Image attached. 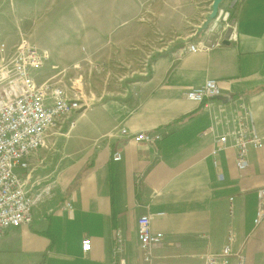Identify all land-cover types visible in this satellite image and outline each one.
<instances>
[{
  "label": "crops",
  "instance_id": "obj_1",
  "mask_svg": "<svg viewBox=\"0 0 264 264\" xmlns=\"http://www.w3.org/2000/svg\"><path fill=\"white\" fill-rule=\"evenodd\" d=\"M228 1L234 18L224 27L227 41L153 55L149 75L133 81L123 99L77 112L63 137L47 136V148L31 158L29 169L16 168L26 187L42 196L30 224L0 236V264H206L231 232L230 264H239V253L245 264H264V219L255 223L264 144L250 148L249 167L239 171L236 148L219 149L215 141L225 130L215 119L223 116L219 100L207 108L186 97L216 79L239 117L242 106L251 111L264 143V0ZM141 131L162 137L136 141ZM116 150L120 160L113 159ZM143 214L153 232L163 233L149 260L137 235ZM87 237L92 245L85 253Z\"/></svg>",
  "mask_w": 264,
  "mask_h": 264
},
{
  "label": "rangeland",
  "instance_id": "obj_2",
  "mask_svg": "<svg viewBox=\"0 0 264 264\" xmlns=\"http://www.w3.org/2000/svg\"><path fill=\"white\" fill-rule=\"evenodd\" d=\"M212 2L0 0V61L25 39L47 50L49 60L45 67H49L48 72L44 75L35 72V81L61 82L69 91L73 82L88 100L89 108L85 110L84 107L80 115L89 114L107 98L123 99L133 81L148 76L153 55L179 49L188 41L207 43L208 35L212 38L209 40L217 41L211 47L227 41L229 38L224 39L226 25L219 11L212 23L201 30L207 18L205 4L211 3V11ZM226 7L231 9L226 23L232 27L233 7L230 1L223 0L220 8ZM2 43L6 47L2 48ZM222 94L221 89V96L205 98L200 103L205 105L219 100L221 106L232 105V98L224 101ZM78 115L73 113L62 126L52 127L48 135L63 137ZM58 143L63 142L59 140ZM32 157L28 167L23 169H29ZM52 173L50 178H56L57 170Z\"/></svg>",
  "mask_w": 264,
  "mask_h": 264
},
{
  "label": "built area",
  "instance_id": "obj_3",
  "mask_svg": "<svg viewBox=\"0 0 264 264\" xmlns=\"http://www.w3.org/2000/svg\"><path fill=\"white\" fill-rule=\"evenodd\" d=\"M219 13L223 23L227 27L230 26L226 23L231 16L230 7L220 8ZM224 37L229 38V33L225 32ZM215 42L217 41H211L204 46H214ZM1 47H6L5 43H2ZM199 48V43L193 41H188L184 46L188 51H196ZM48 60L47 50H41L33 42L25 39L11 54L6 55V59L0 61V236L9 229L30 224L33 208L42 196L40 190L33 192L26 187L25 179L16 168L28 167L30 157L45 146L52 127L62 126L73 113L81 112L84 107L89 106L88 100L83 98L82 92L77 85H73V82L69 91L61 82L35 81V72L42 70ZM219 96L221 87L214 78L207 79L203 84L186 92V97L196 102ZM205 106L209 108L210 103H206ZM241 109L243 116L239 117L235 106L220 107L223 116L221 118L216 116L215 119L224 124L225 130L215 141L219 149L230 144L236 148V167L242 172L249 167L250 148H260L264 143L256 130L251 111L245 106ZM235 116L239 118L233 122L231 118ZM74 124L75 121L72 120L70 125ZM122 132L127 134L128 130L123 127ZM161 135L141 131L134 134V137L136 141L154 143L162 137ZM113 159H121L120 150L113 153ZM257 194L255 223L258 225L264 219V186L258 189ZM137 235L140 248L144 252L143 259L149 260L150 249L161 242L163 233L153 232L150 216L143 214L137 221ZM234 237L231 232L221 251L207 255L206 264H230ZM91 245V239L84 238L82 251L88 252ZM118 249H121V246H118ZM239 257V264H245L243 255L239 253Z\"/></svg>",
  "mask_w": 264,
  "mask_h": 264
},
{
  "label": "water",
  "instance_id": "obj_4",
  "mask_svg": "<svg viewBox=\"0 0 264 264\" xmlns=\"http://www.w3.org/2000/svg\"><path fill=\"white\" fill-rule=\"evenodd\" d=\"M223 0H213L212 2V9L209 12L206 20L204 21V25L201 27V30H204L212 23L213 19L217 16L220 4Z\"/></svg>",
  "mask_w": 264,
  "mask_h": 264
},
{
  "label": "bare ground",
  "instance_id": "obj_5",
  "mask_svg": "<svg viewBox=\"0 0 264 264\" xmlns=\"http://www.w3.org/2000/svg\"><path fill=\"white\" fill-rule=\"evenodd\" d=\"M219 9H220V7H219Z\"/></svg>",
  "mask_w": 264,
  "mask_h": 264
}]
</instances>
